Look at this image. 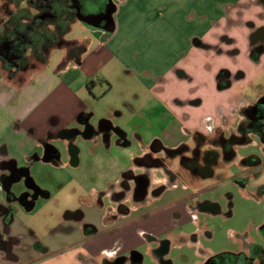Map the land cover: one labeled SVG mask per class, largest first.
Here are the masks:
<instances>
[{
    "label": "crops",
    "instance_id": "0c3cea01",
    "mask_svg": "<svg viewBox=\"0 0 264 264\" xmlns=\"http://www.w3.org/2000/svg\"><path fill=\"white\" fill-rule=\"evenodd\" d=\"M263 7L264 0H119L113 12L112 28L105 38H99L98 44L89 51L93 40H80L85 50L79 63L66 65L61 70L45 68L25 84H0V108L12 124L0 131V164L13 160L16 166H34L37 161L32 155L40 148L41 138L49 137L53 143L67 138L64 136L72 130L78 131L76 136L91 137L99 122L93 123L94 113L82 99L83 95L72 89V83L83 76L84 88L90 94V87L103 79L98 75L102 65L114 56L124 58L125 54L136 56V66L147 70V76L152 75V84L146 85V95L151 99L153 110H164L170 124L175 121L179 128L183 126L185 132L191 133L193 144H180L193 149L202 139L205 123L211 136L214 133L225 136V127H232L239 120L232 132L237 133L241 110L249 103L244 87L260 75V66L255 65L258 71L254 74L249 63L264 61V52L257 59L251 54L255 33H264V12H260ZM164 9L167 14L163 13ZM256 11L262 14L260 20L255 18ZM156 12L160 14L157 16ZM121 14L124 16L120 22L128 26L127 33H117ZM69 69L77 71V76L72 80L63 79ZM90 81L92 84L88 86ZM117 127L126 134L122 126ZM87 128L91 132L85 133ZM154 140L167 148L180 145L168 146L154 138L149 147ZM207 144L202 148L211 147ZM79 152L76 145V162L70 161V165H78ZM144 156L135 159L139 173L145 172ZM45 163L54 167L62 164L61 161ZM160 195L148 194L145 202L134 198L119 213L137 212L144 203ZM98 197L93 193L91 199ZM166 208L163 205L148 208L127 218L117 230L102 231L98 222L87 217L94 209L93 203L88 202L70 214L65 212L63 220L44 237L38 236L29 220L33 207L16 210L8 222L13 256L0 258V264H115L117 258L124 260L122 264H130L128 258L132 253L141 261L137 249L143 240L136 231L143 227L147 233H153L163 226L166 215L159 213ZM75 214L79 218H74ZM5 217L0 215V233ZM148 247L153 258L164 264L165 258L152 246Z\"/></svg>",
    "mask_w": 264,
    "mask_h": 264
},
{
    "label": "rangeland",
    "instance_id": "374dc122",
    "mask_svg": "<svg viewBox=\"0 0 264 264\" xmlns=\"http://www.w3.org/2000/svg\"><path fill=\"white\" fill-rule=\"evenodd\" d=\"M260 12H264V7ZM163 13L167 14L165 9ZM255 13V18H259L256 20H260L262 14L258 15V11ZM159 14L156 12L157 16ZM123 16L121 14L118 19L117 33L128 32H125L128 27L126 23L120 22ZM84 34L72 31L66 37L71 39ZM99 35L95 32L88 51L98 44ZM56 53L59 52L55 50L53 54ZM137 60L136 56L127 54L124 58L114 56L109 59L98 74L103 79L90 87V94L84 88L83 76L72 83V89L83 95L82 99L94 113L93 123L108 120L112 128L107 131L96 128L91 137L77 136L71 142L67 139L53 140L61 151V166L54 167L37 161L30 167L35 182L48 195L34 200L29 216L38 236L49 235L51 228L63 220L65 212L72 213L92 202L94 209L87 213V217L98 222L102 231L117 230L127 222V218L148 208L168 206L159 213L166 215L163 226L153 233H147L143 227L139 229L140 232L136 231L137 236L143 240L137 249L142 260L137 264H159L148 245L160 252L162 258L170 260L171 264H204L210 257L237 253L243 248L248 249L249 244L262 243L260 228L264 226V144L256 134L250 135L245 144L234 147L235 156L230 161L219 160L212 176L196 178L187 171L181 172L178 158H175L172 169L180 177L174 183L170 185L159 170L154 171L160 179L149 184V194L161 183L166 185L163 193L151 202L144 203L137 212L128 215L119 213L109 190L116 186L124 172H140L135 159L149 151L152 139L158 138L168 146L179 142L192 145L194 142L191 133L185 132L183 126L179 128L175 121L170 124L164 110H153L151 99L146 95V89L152 84L153 78L152 75L147 76V70L136 66ZM249 65L254 74L258 71L255 65L260 66L259 77L245 83L244 87V94L249 100L247 104H252L264 94V61L251 62ZM244 70L249 74L247 68ZM118 112L122 114L118 115ZM7 117L0 108V131L11 127ZM238 121L232 127H225L223 131L226 137L236 129ZM117 125L124 128L125 135L118 132ZM202 131L206 138L211 136L206 123ZM69 142L80 148L77 166L69 163ZM248 156L257 157L259 164H242L241 160ZM98 192L101 195L100 207L95 203V198L91 199L93 193L96 196ZM133 197L134 193L129 191L123 202L127 206L131 205ZM196 202L202 203L204 208L198 209ZM148 237L157 240L151 241Z\"/></svg>",
    "mask_w": 264,
    "mask_h": 264
},
{
    "label": "flooded vegetation",
    "instance_id": "af4514ba",
    "mask_svg": "<svg viewBox=\"0 0 264 264\" xmlns=\"http://www.w3.org/2000/svg\"><path fill=\"white\" fill-rule=\"evenodd\" d=\"M118 1L0 0V84L2 82L11 86L25 84L30 82L37 72L45 68L61 70L66 65L79 63L81 54L85 50L80 40L93 39L95 32L100 33V38H105L112 28L113 12ZM261 29L263 28L259 30ZM72 31L86 34L76 38H67V34ZM263 36L264 33L261 31L255 33L251 47L253 58H259L264 52ZM55 50L59 53L54 55ZM263 96L264 94L256 102L245 105L241 110L238 129L245 137L252 134L259 136L260 132L264 131V100H261ZM104 121L105 128H101L98 124V130L107 131L112 128L110 121ZM91 130V128H87L85 133H89ZM28 131L30 132L31 128ZM77 132V130H72L68 136L64 137H67L65 139L71 142L77 137ZM118 132L120 131L118 130ZM120 134L123 136L121 132ZM70 142L68 145L70 161L75 163L76 145ZM40 143V148L35 155H32L36 161L43 163L60 161L59 146L51 143L49 137L41 138ZM170 149L174 148H167L163 145L157 148L149 147L143 160L146 166L142 168H145V172L136 174L130 170L123 173L118 190H115V187L109 190L110 197L116 202V207L119 210L127 209V205L123 201L129 191H133V199L140 198L142 202L146 201L149 184L160 179L157 173L151 171L159 170L161 176L165 177L170 185L177 177H180L173 171L172 165L173 160L178 158L179 170L183 172L180 166L181 156L170 152ZM15 164L13 160L0 164V188L3 186L7 190L4 193V198L0 197V215L6 216L0 233V258H12L13 256L11 252L13 239L9 236L8 225L11 213L23 208L28 210L34 207L35 199L46 196V193L30 174L31 168ZM132 183H134L133 187L130 185ZM165 186L161 183L150 194L152 196L159 195ZM1 193L3 192L0 189ZM99 194L100 192H98ZM100 196L96 199L99 204L101 203ZM195 206L198 209L204 208L200 202H196ZM74 218H79V215L75 214ZM260 234L262 243L249 244L248 249L243 248L237 253H225L221 256L210 257L204 264H264V226L260 228ZM193 241H195L194 238ZM158 253L160 254V252ZM128 259L130 264H137L139 261V257L135 253H132ZM123 261L117 258L115 264H122ZM163 263L171 264L169 260H165Z\"/></svg>",
    "mask_w": 264,
    "mask_h": 264
},
{
    "label": "trees",
    "instance_id": "16d2710c",
    "mask_svg": "<svg viewBox=\"0 0 264 264\" xmlns=\"http://www.w3.org/2000/svg\"><path fill=\"white\" fill-rule=\"evenodd\" d=\"M77 76V71L68 70L62 77L63 79L72 80ZM92 81L88 83V86ZM214 135V136H213ZM210 139L201 136L202 139L197 141L195 147L190 149L186 144H180L169 151L180 155V166L187 171L192 177H207L212 176L214 168L218 165L219 160L226 162L230 161L235 156L234 147L236 145L245 144L248 137H245L238 129L237 133H231L228 137L222 133H214ZM259 138L264 144V131L260 132ZM210 144L211 147L203 149L204 144ZM161 144L158 140H154L151 144L153 148L159 147ZM244 165H256L259 163L257 157L248 156L241 160Z\"/></svg>",
    "mask_w": 264,
    "mask_h": 264
},
{
    "label": "water",
    "instance_id": "95a60500",
    "mask_svg": "<svg viewBox=\"0 0 264 264\" xmlns=\"http://www.w3.org/2000/svg\"><path fill=\"white\" fill-rule=\"evenodd\" d=\"M110 30H111V29H110ZM110 30H109V31H110ZM109 31H108V32H109ZM261 100H264V96L261 98ZM104 123H105V121H104V120H100V121H99V126H101V128H105V127L103 126V124H104ZM0 189H1V191H3L4 193H6V192H7V190H6V189H4V187H3V186H1V188H0ZM9 191H10V190H9Z\"/></svg>",
    "mask_w": 264,
    "mask_h": 264
}]
</instances>
